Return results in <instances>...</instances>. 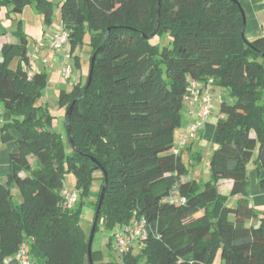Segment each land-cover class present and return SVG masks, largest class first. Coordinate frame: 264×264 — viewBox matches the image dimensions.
<instances>
[{"label":"trees","instance_id":"trees-1","mask_svg":"<svg viewBox=\"0 0 264 264\" xmlns=\"http://www.w3.org/2000/svg\"><path fill=\"white\" fill-rule=\"evenodd\" d=\"M159 1V7L158 0L60 1L68 54L87 45L89 65L95 55L91 83L72 106L69 152L49 110L36 106L47 75L28 68L29 78L24 71L26 35L18 23V67L0 63V106L10 115L0 140L13 144L0 181V264L22 244L42 264H88L82 203L63 205L67 174L78 197H94L95 210L106 175L96 229L144 222L145 238L130 243L119 264H264V212L250 206L248 193L250 165L264 189V37H241L239 0ZM6 5L13 14L32 7L51 23L50 0ZM158 17L151 39L168 35V45L142 38ZM2 51L9 56L11 46ZM209 78L227 99L219 104L210 177L200 184L182 180L188 169L173 149L190 83ZM85 85L61 90L58 106L67 111ZM224 180L232 183L227 195L218 191ZM91 255L93 264H117Z\"/></svg>","mask_w":264,"mask_h":264},{"label":"crops","instance_id":"crops-1","mask_svg":"<svg viewBox=\"0 0 264 264\" xmlns=\"http://www.w3.org/2000/svg\"><path fill=\"white\" fill-rule=\"evenodd\" d=\"M241 7L244 11L246 18V27L244 31V35L246 36L248 41H253L256 38L264 37V0H239ZM28 8V7H27ZM29 11L31 13L29 16V20H31V27L28 31L29 21H25L23 16V12L21 14H13L10 12L9 7L6 5V0H0V63L5 62L6 65L10 69H16L20 62V50L19 43L21 42V37L18 33V23H21V31L26 35V47L28 51V61L27 67L33 73L44 72L47 75V86L44 93V102H42V106H45L49 110V102L55 98V93H59L61 90H65L69 92L72 87L78 83L84 84L86 82V78L83 76V67L86 62H83L85 58L90 56V50L86 48V50H81L78 53V64H75V57L77 55L78 50L73 53V58L66 59L65 52H54L50 48V41L52 38V30L48 32V29L45 28L44 25L47 24L43 16L36 11L32 7H29ZM19 15V16H18ZM27 22V23H26ZM44 24V25H43ZM38 26V33L37 32ZM42 26V27H41ZM47 29V30H46ZM54 33V32H53ZM11 46V51L9 56L4 57L3 55V47ZM64 54V55H63ZM72 60L76 70L72 67V74L68 80H65L62 77V68L64 66H71L68 62ZM24 63H22L23 65ZM43 96V94H42ZM41 96V97H42ZM213 104L215 106V110L218 112L219 104L227 99L226 91L224 89H219L218 87H213L212 92ZM53 101V100H52ZM40 103V102H39ZM41 104V103H40ZM53 104L57 107V98L53 101ZM59 109L61 108L58 106ZM50 111V110H49ZM197 108L195 107H187L184 112L182 119V128L183 131L194 121V115L192 113H196ZM219 119V112L216 114L215 111L212 112L211 116L206 120L204 126L198 132L197 138L192 142L190 141L187 147L184 149L189 153L192 150H195L198 145L201 147H206L205 144L215 142V126L216 122ZM10 120V115L8 112L4 111L0 106V126ZM196 143V144H195ZM7 147H0V170L5 166L4 156L1 154L5 151ZM13 148V147H12ZM12 149H10V152ZM9 152V153H10ZM197 157H201V151L198 152ZM7 174L3 172L0 175ZM3 177H0V181L2 183L5 182L2 180ZM183 180V178H182ZM248 193H249V202L250 206L256 209L257 211L263 213L264 212V189L260 186L258 177L256 173L253 171V166L250 165L248 167ZM230 181H220L218 183V191L222 188V193L227 195L231 189ZM95 185V184H94ZM14 202L18 204L20 202L19 198L16 197ZM30 250V247H28ZM32 264H42V260L40 256L31 255ZM31 259V258H30ZM9 264H15L14 261Z\"/></svg>","mask_w":264,"mask_h":264},{"label":"rangeland","instance_id":"rangeland-1","mask_svg":"<svg viewBox=\"0 0 264 264\" xmlns=\"http://www.w3.org/2000/svg\"><path fill=\"white\" fill-rule=\"evenodd\" d=\"M50 1L53 5V14L51 16V24L50 25H44L43 24V25L45 26V28L48 29V32L52 30V36H53L55 34V32H58L61 30V20H60V13H59L61 0H50ZM29 11H32V10H30V8L28 6V8L27 7L25 8V10L23 12V16H22L25 21H27V20L29 21L30 25L28 26V31L31 27V20H29V16H30L29 13H31V12H29ZM36 33H38V26H37V32ZM245 38H246V36H245ZM170 42H171V39L168 35L163 36L160 39L158 37H156L155 39H151V43H153V44L159 43L161 45H168ZM84 44H87V41H85ZM86 48H88L87 45H83L82 48H79L76 56L79 55L78 53L80 52V49L86 50ZM68 62L70 63L71 67H73V69L76 70V67H75L73 61L69 60ZM83 62H86L85 66L82 65L83 76L86 78V76L88 75V72H89L88 58H85V60ZM218 88L221 89L220 87H218ZM42 94H43V96L40 97L36 101V106H42V102H44V100H45V98H44L45 95H44V93H42ZM58 94H59L58 92L55 93V98L52 99L53 101L56 98L58 99ZM52 100L49 102V110H50L49 112L54 117V123H53L52 129L55 132H58L61 134L62 139H63V144L65 147V151L69 152L70 146H69V143L67 140V134H66V129H65V113H66V111L64 108L59 109L58 106L56 107L53 104ZM215 106H216V104L214 105L212 112L215 111V113L217 114L219 111L217 112L215 110ZM189 126H190V124L184 130H188ZM179 130H178V132H176V134H179ZM181 130H183V129H181ZM199 131H200V129L198 130V132ZM198 132L196 134V137L192 140V142L197 138ZM176 134H175V136H176L175 139L177 140L178 136ZM3 146L7 147L5 149V151L1 154V156L2 155L4 156L6 167L3 166L1 168V170H0L1 174L3 172L8 173V156H9L10 149H12L13 144H12V142L3 143L0 140V147H3ZM205 146L206 147H201L200 145H198L196 147V149L192 150V152L189 154L185 150L180 152L183 163L185 164V166L188 169V173L183 178V180L195 179L200 184H203L204 182H206L209 179V177H210L209 165H210V161L212 158V154L215 150V142H213V143L209 142V143H207V145L205 144ZM200 151H201V157H197V154ZM30 162L31 163L33 162L32 159H30ZM6 175L4 173L3 175H0V177L5 178ZM99 177H100V174L98 173L97 178H99ZM3 178H2V180H4ZM94 184L91 188V192H93V193L99 189L101 182H100V180H97L96 182H94ZM64 186L68 192L76 191L75 178L72 174H67L65 176ZM13 192L15 193L16 190L13 189ZM222 192H223L222 188H220L219 193L223 194ZM93 201H95L93 196H91V198H81L80 196L78 197V204L82 203L80 205L81 206L80 207V223L82 225V228H83L86 236H89V233H90L91 228H92L93 223H94L95 209L91 205V202H93ZM117 229H119L118 226L113 228V229L108 230V229L104 228L102 223H100L98 225L97 229L95 230L93 240H92V245H91V250L96 253V255H95V262L96 263H117V264L121 263V255L117 251L115 243L113 242V238L111 237ZM110 238H111V240H110ZM218 262H219V259H217L215 261V264H218Z\"/></svg>","mask_w":264,"mask_h":264},{"label":"built area","instance_id":"built-area-1","mask_svg":"<svg viewBox=\"0 0 264 264\" xmlns=\"http://www.w3.org/2000/svg\"><path fill=\"white\" fill-rule=\"evenodd\" d=\"M50 48L54 52H65V58L71 59L72 57L68 54V33L64 30L55 32L50 41ZM24 71L27 72L30 78L31 72L28 71L26 64H23ZM72 73V67L67 65L62 68V77L68 80ZM214 87V80L212 78L207 79L206 82H191L188 87V96L185 98L187 107L197 108L194 115V121L190 124L188 130H180L178 138L175 143L173 152L175 154L183 151L188 143L192 141L201 129L206 120L211 116L214 104L212 98V92ZM63 205L66 209H70L78 202V192H68L64 186L62 190ZM113 242L115 243L117 251L120 255H123L128 250V245L133 242H142L145 238L144 233V222L136 219H132L127 225H122L117 229L113 235ZM14 261L15 264H32L30 255L28 253V247L26 244H22L19 251L12 257H8L3 261V264H9Z\"/></svg>","mask_w":264,"mask_h":264},{"label":"water","instance_id":"water-1","mask_svg":"<svg viewBox=\"0 0 264 264\" xmlns=\"http://www.w3.org/2000/svg\"><path fill=\"white\" fill-rule=\"evenodd\" d=\"M235 2L237 3V5H238V7L240 9V13L242 15V27H241L240 34H241V37L244 38V31H245V27H246V18H245V14H244V11H243L241 5L237 1H235ZM159 5H160V1L158 0V7H159ZM158 13H159V11H158ZM158 26H159V17L157 18L156 25H155L153 31L149 35H143L142 38L144 40H150L151 38H153L156 35V33H157ZM94 60H95V55H93L91 57V59H90L89 72H88V75H87L86 85L84 87L82 96L80 98H77L72 103V105L69 107V109L65 113V116H66L65 129H66V134L68 136L70 135L69 122H70V114H71L72 106H73V104L75 102L81 100L84 97L85 92H86L87 88L89 87V85L91 83L92 68H93ZM68 140H69L70 144L73 146V140H72L71 136H69ZM104 176H105V181H104V183L102 184V187H101L100 196L98 198V204H97V207H96V210H95V215H94V223H93V226L91 228L89 239H88V243H87L88 264H93L92 255H91V253H92L91 245H92L93 236H94V233H95V230H96V222H97L98 214H99V211H100V208H101V204H102V201H103V197H104V194H105V190H106L107 179H106V175L105 174H104Z\"/></svg>","mask_w":264,"mask_h":264}]
</instances>
